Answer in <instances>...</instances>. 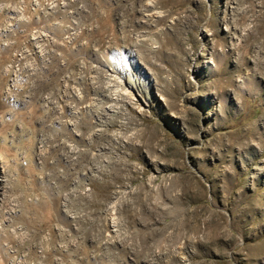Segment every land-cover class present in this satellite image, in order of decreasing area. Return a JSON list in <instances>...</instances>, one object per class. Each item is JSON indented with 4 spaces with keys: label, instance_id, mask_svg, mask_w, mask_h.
I'll return each mask as SVG.
<instances>
[{
    "label": "rangeland",
    "instance_id": "rangeland-1",
    "mask_svg": "<svg viewBox=\"0 0 264 264\" xmlns=\"http://www.w3.org/2000/svg\"><path fill=\"white\" fill-rule=\"evenodd\" d=\"M0 264H264V0H0Z\"/></svg>",
    "mask_w": 264,
    "mask_h": 264
},
{
    "label": "bare ground",
    "instance_id": "bare-ground-1",
    "mask_svg": "<svg viewBox=\"0 0 264 264\" xmlns=\"http://www.w3.org/2000/svg\"><path fill=\"white\" fill-rule=\"evenodd\" d=\"M1 163V162H0ZM3 175V170L1 169V165H0V176H2ZM0 181H1V179H0ZM3 183H4V180H3V182L2 183H0V198H2L3 197V193H4V191H3Z\"/></svg>",
    "mask_w": 264,
    "mask_h": 264
},
{
    "label": "built area",
    "instance_id": "built-area-1",
    "mask_svg": "<svg viewBox=\"0 0 264 264\" xmlns=\"http://www.w3.org/2000/svg\"><path fill=\"white\" fill-rule=\"evenodd\" d=\"M0 179H1L0 183H2L3 180H4L5 178H4V176L2 175V176H0Z\"/></svg>",
    "mask_w": 264,
    "mask_h": 264
}]
</instances>
